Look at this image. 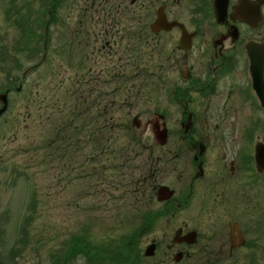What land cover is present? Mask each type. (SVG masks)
<instances>
[{
  "label": "rangeland",
  "instance_id": "374dc122",
  "mask_svg": "<svg viewBox=\"0 0 264 264\" xmlns=\"http://www.w3.org/2000/svg\"><path fill=\"white\" fill-rule=\"evenodd\" d=\"M40 3L41 0H0V48L5 44L8 51L12 50L13 43L19 36L13 24L16 18L12 13H15L16 8H19L20 15H25L30 10L33 13L32 18H35ZM61 4L58 9V25L54 32L63 33L65 41L63 42V38L59 40L56 34H53L48 62L30 69L22 81L23 73L39 61L41 52L27 58L24 54L13 56L15 53L9 51L12 59L5 63L0 61V88H5L7 84L6 72L12 73L11 79H18L14 89L20 82L22 84L19 92L13 89L8 93V108L0 116V264H52V253L58 250L64 239L80 235L82 232L89 233L94 241L118 238L124 232L123 226L129 227L134 216L145 210L146 205L140 198H137L135 203L130 195H124L120 191L119 198H123L119 199V204L106 205L105 200L100 201L103 192L99 190L101 180L109 175L100 171L92 180L86 177L85 172L91 170L92 166L105 169L107 173L110 171L102 158L93 164L83 159L87 154H95L94 146L87 143L88 131L93 130L92 123L95 122L93 120L98 111L94 105L100 104V108L108 106L106 113L101 112L103 122L98 121L94 128L106 126L110 130L115 129L112 139L116 150L120 144L126 143L125 134L120 130L125 125L134 127L132 133L138 136L144 145L145 152L141 153L125 172L132 177L125 175V180L142 177L148 173L151 163L165 160L161 168L157 163V182L173 189L174 197H178L185 193L193 172L191 152L185 149L186 143L180 141L179 136L181 108L166 102V94H160L158 88L159 68L162 63L159 51L149 50L143 45L135 50V45L132 48L125 39H120L118 46L113 48L114 54L104 52V55L102 52L93 56L94 69L102 70V73L98 83H92L89 87L93 89L92 94H82L83 104L78 101L75 105L81 112L87 111L88 116H94L78 139L82 146L76 156L77 160L74 156L67 161L58 159L53 148H50V153L44 148L45 142L53 135L50 114L61 120L62 116L57 117L56 113L68 109L66 104L69 101H65L69 90L67 84L79 73L75 67L83 56L92 54L91 48L85 46L86 41L93 42L91 47H97L100 40L97 31L101 29V25L99 22V25L97 24L98 19H83L81 13L77 12L78 8L68 9L66 3ZM75 5L79 6V3ZM59 26H62L60 31ZM74 27L79 32L78 36L71 31ZM119 27L123 29V26ZM48 28L50 30V23ZM37 33H41V30L38 29ZM97 37L98 42L95 41ZM72 41L75 43L64 45ZM129 55L142 62L137 63V72L134 70L132 73L124 67L131 60ZM16 61L18 65L14 68ZM113 64L114 69H120L135 80L134 88L127 91L126 83L121 78L119 81L111 78L110 68ZM155 83L157 86H154ZM116 87L119 88L116 90ZM138 87L141 89L137 90ZM99 91L102 94H98ZM226 95L221 94L218 100L227 101ZM105 101L109 104H104ZM203 109L205 107H200L197 118L198 121L206 122L204 117L207 113ZM162 111L166 113L163 122L167 129V141L166 144L160 145L162 120L158 115L162 114ZM67 118L69 114L63 120ZM135 118L136 122L133 123ZM67 152L68 156L69 152L72 153L70 148L66 149ZM154 170L152 167L150 171ZM96 177L97 190L94 187ZM95 194L99 195V198ZM30 199V208L32 205L33 207L27 212ZM136 207L139 209L134 210ZM157 207L158 205L155 206ZM24 214L30 218L26 227V245L23 247L19 243L17 249L22 250L15 255V261L6 262L8 253L17 240L18 225ZM181 222H187L190 228L193 225L191 202L178 212L176 218L168 225L159 224L154 232L142 239L139 244L142 251L151 241H159L160 249L155 259H145L140 264H174L171 256L167 258L170 253L167 252L166 246ZM171 253L175 254L176 251ZM73 264L85 262L79 259Z\"/></svg>",
  "mask_w": 264,
  "mask_h": 264
},
{
  "label": "flooded vegetation",
  "instance_id": "af4514ba",
  "mask_svg": "<svg viewBox=\"0 0 264 264\" xmlns=\"http://www.w3.org/2000/svg\"><path fill=\"white\" fill-rule=\"evenodd\" d=\"M65 1L101 25L99 45L85 44L92 54L82 63L84 85L102 73L94 69V54H114L120 39L133 48L136 32L144 34L145 48L159 51V86L170 94L167 102L171 94H193L174 105L181 108L180 141L193 167L185 190L193 225L181 222L177 231L195 232V243L167 245V258L176 251L183 253L179 264H264V109L252 88L249 60L264 49V0ZM215 2L224 8L222 21ZM134 61L125 64L128 71ZM114 65L110 76L117 81L124 72ZM221 94L227 101L218 100ZM200 107L206 122L198 121Z\"/></svg>",
  "mask_w": 264,
  "mask_h": 264
},
{
  "label": "trees",
  "instance_id": "16d2710c",
  "mask_svg": "<svg viewBox=\"0 0 264 264\" xmlns=\"http://www.w3.org/2000/svg\"><path fill=\"white\" fill-rule=\"evenodd\" d=\"M12 14L15 16L18 15L16 13ZM31 15L30 10H28L25 13V17L22 14L20 18L16 16L17 19H15L14 24L16 28L20 29V33L18 45L13 46V53H15L13 56H17V54L30 55L31 52L34 51L41 52L43 44H45L46 49L49 50L50 44L48 36L42 33L36 34L28 27L34 24L38 28H41L45 26L46 22H50V5L49 7L46 5L42 6L41 9L38 10V15L35 18H32ZM45 19H47V21L44 23ZM30 45H32V47H30ZM3 50H5V48H3ZM48 53L50 55V52ZM49 55L45 58L46 62L50 59ZM10 57L11 56H7V59H10ZM79 89V82L77 81L71 87V94H68L65 99V101H69L66 104L68 105V109L62 112L56 110L57 117L62 116L61 120L68 114L69 118L63 120V122H59L61 120L54 117V114H50V127L56 128L55 130L52 128L53 135L50 137V141L47 140L45 142L44 148L47 149L49 153L50 148H53L54 153L57 154L58 159L61 160L65 159L67 161L71 156L75 157L79 151H81L80 146L82 145H80L78 139L82 135L84 129L90 125L88 122H92V117H94L88 116L87 111L81 112L75 106L78 101H81L83 104L82 94H78ZM102 118L103 114L98 112L93 120L95 122L92 123L93 130L91 132L90 130L88 131L89 140L87 143L88 145L94 146L93 149L95 148V154H87V160L93 164L97 163L99 157H101L102 160L108 164L110 171H113V173L118 172L117 178H113L110 183L112 189H114L115 186L117 189L120 187L123 190V194L129 193L133 198L148 197L149 194L146 193L145 185L146 182L154 184L157 162L150 164V167L155 169L154 172L150 171L151 168L149 167L148 173L142 177L125 180V172L129 170L127 167L132 165L141 153L145 152L144 145L138 136H134L132 127L125 125L120 130L125 134L126 143L120 144L116 150L112 139L115 129L110 130L106 128V126L94 128L95 125L98 124V121L103 122ZM85 144L86 142L83 145ZM67 148H70L72 151V153L69 152V156L68 152L66 153ZM150 158H152V156H150ZM114 160L117 161V166L115 168H113ZM102 171L106 173L105 169ZM95 176V170L91 169L88 171L87 177L89 179L92 180ZM126 176L132 177V175ZM115 181H117L116 185ZM95 187H97V184H95ZM32 207H29L28 210L30 211ZM162 215L163 212L155 208L139 212L129 227V230L116 240L95 242L87 233L73 235L70 238L64 239L60 243V248L55 254L56 264H70L77 258L84 259L87 264H140L142 257L139 243L145 236V233L148 232V229H151L153 225L160 220ZM29 219L30 218L25 216L24 220L21 222L18 228L19 237L17 243H26V227L28 226ZM10 252L14 255L18 250L14 251V249H11Z\"/></svg>",
  "mask_w": 264,
  "mask_h": 264
},
{
  "label": "water",
  "instance_id": "95a60500",
  "mask_svg": "<svg viewBox=\"0 0 264 264\" xmlns=\"http://www.w3.org/2000/svg\"><path fill=\"white\" fill-rule=\"evenodd\" d=\"M216 7L218 10V20L222 21L224 16V8L221 9L219 6V2L216 3ZM250 69H251V76L253 80V87L259 97V99L263 102L262 105H264V82H263V67H264V49L262 51V54L259 56L250 55ZM0 101L3 103V107L0 109V115L5 111L7 103H6V96L2 95L0 96ZM163 141L165 140V132L162 134ZM167 195H171V193H168L165 188H161L158 191L159 198L166 197ZM184 240L188 243H192L194 241V234L190 233L188 234ZM154 251V246H150L146 249L145 256L152 255ZM180 255L177 256L176 261H178Z\"/></svg>",
  "mask_w": 264,
  "mask_h": 264
}]
</instances>
